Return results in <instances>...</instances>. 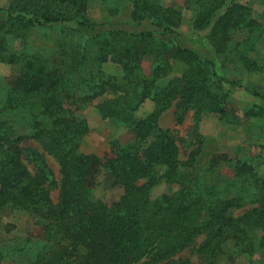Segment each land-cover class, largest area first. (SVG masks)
Returning <instances> with one entry per match:
<instances>
[{
  "label": "trees",
  "instance_id": "trees-1",
  "mask_svg": "<svg viewBox=\"0 0 264 264\" xmlns=\"http://www.w3.org/2000/svg\"><path fill=\"white\" fill-rule=\"evenodd\" d=\"M132 2L128 20L121 22L89 20V0H13L0 7V62L17 66L0 99V209H24L40 227L34 255L25 264H193L173 257L201 235L206 264H217L227 248L251 253L264 247V236L258 242L253 236L264 230V160L261 175L236 160L234 180L211 183L184 171L201 149L196 127V147L181 159L173 132L157 124L172 103L178 124L190 110L195 125L204 114L239 121L227 98L229 86L240 83L220 69L226 60L247 71L260 68L247 52L264 34L261 18L234 0H185L194 12L193 29L210 47L200 50L177 30V10L157 0ZM52 27L62 36L57 59L26 48L27 29ZM106 62L121 73H106ZM173 62L184 69L171 76ZM250 92L264 99L259 91ZM100 97L99 115L125 123L135 134L133 144L114 147L111 157L79 150L88 131L80 107ZM146 99L155 103L153 112L136 117ZM13 117L30 132L15 135ZM27 138L56 158L59 179L40 153L23 147ZM102 170L122 189L110 205L93 195ZM161 179L177 188L152 198L150 190ZM52 188H57L55 200Z\"/></svg>",
  "mask_w": 264,
  "mask_h": 264
},
{
  "label": "rangeland",
  "instance_id": "rangeland-1",
  "mask_svg": "<svg viewBox=\"0 0 264 264\" xmlns=\"http://www.w3.org/2000/svg\"><path fill=\"white\" fill-rule=\"evenodd\" d=\"M13 0H0V7L8 6ZM133 0H89L86 16L94 22L110 20L112 22L127 21L133 8ZM161 4L170 6L180 13L177 30L184 34L189 45L200 50L209 49L207 40L201 38V34L192 27L194 12L185 7V0H157ZM249 7L254 15L261 18L264 29V0H234ZM24 32V31H23ZM60 36L59 27L46 29L29 28L25 31L24 41L26 48L35 50L43 49L51 60L57 59L56 47ZM66 40V38H65ZM16 45V42L14 43ZM247 56L256 61L260 67L254 71H247L239 62L226 60L220 71L227 78L237 80L239 86H229L227 107L238 117L235 124L225 123L214 114H204L197 125L193 110L186 113L182 123L178 124L174 118V104L172 103L157 117V124L163 129H169L175 135L180 146V158L186 159L188 152L196 147L193 138V130L202 138L201 149L196 155L192 167L184 169L191 175H199L209 182L219 180L220 183L234 180L233 164L236 160H245L252 165L254 172L262 174L261 162L264 160V99L250 92L255 89L264 95V34L254 42ZM50 60V61H51ZM150 60L142 62L145 73L149 71ZM102 69L109 74H120L121 69L112 62L103 64ZM184 69L183 64L173 62L171 76L178 75ZM17 66L0 62V99L4 94L6 81L16 73ZM102 97L90 103L81 105V116L86 120L88 131L82 137L79 150L83 153H94L100 157H111L114 147L122 148L135 142V134L129 127L113 118H102L95 107ZM155 103L146 99L136 110V117H144L153 112ZM254 109L256 115L245 116V112ZM12 132L15 135L27 134L29 128L21 124L20 118L13 117ZM27 150H36L42 155L59 179V163L56 158L46 152L41 144L32 138L22 142ZM29 169L32 164L26 162ZM160 173V170L156 172ZM224 181V182H223ZM236 185H240L237 183ZM177 188L176 184H170L163 179L159 180L150 190L152 198L162 194H170ZM232 191L233 187H229ZM122 189L113 184L112 179L102 170L95 179L93 195L101 199L107 205L117 200ZM51 197H57V188L51 189ZM249 205L240 208V213ZM40 235V227L32 214L24 209L6 207L0 209V264H25L34 255L33 247ZM253 236L259 241L264 236V230L256 231ZM204 235L180 251L173 259H188L193 264H206L208 255L199 250L204 241ZM227 253L216 259L217 264H264V247L256 246L251 253H233V249L227 248Z\"/></svg>",
  "mask_w": 264,
  "mask_h": 264
}]
</instances>
